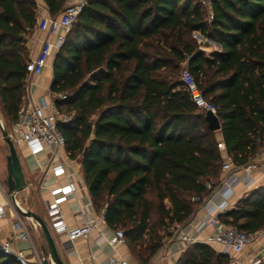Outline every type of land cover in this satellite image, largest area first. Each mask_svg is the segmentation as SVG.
I'll return each instance as SVG.
<instances>
[{
	"label": "trees",
	"instance_id": "16d2710c",
	"mask_svg": "<svg viewBox=\"0 0 264 264\" xmlns=\"http://www.w3.org/2000/svg\"><path fill=\"white\" fill-rule=\"evenodd\" d=\"M51 16L68 0H43ZM208 10L211 18H208ZM35 0H0V103L12 123L27 86L25 35ZM217 42L205 56L192 33ZM186 64L213 103L219 130L180 80ZM50 91L71 159L79 158L95 210L147 261L221 182L217 132L241 167L264 150V0H87L54 55ZM198 197V200H193ZM217 217L243 232L264 228V186ZM0 264H19L0 252ZM177 264H229L194 242ZM264 264V261L261 263Z\"/></svg>",
	"mask_w": 264,
	"mask_h": 264
},
{
	"label": "crops",
	"instance_id": "0c3cea01",
	"mask_svg": "<svg viewBox=\"0 0 264 264\" xmlns=\"http://www.w3.org/2000/svg\"><path fill=\"white\" fill-rule=\"evenodd\" d=\"M35 1L37 4L36 24L34 28L25 35L28 60L35 57L42 41L48 37L45 30L39 29V21L44 17H55L49 14L43 0ZM68 2H70V0H68L67 3ZM194 32L201 36L198 31ZM51 38L53 37H50V39ZM207 41L214 45L211 49H207L206 53L204 52L205 56H210L211 53L219 51L220 46L217 42L211 39H207ZM204 49L203 47V51ZM55 53V50L51 52L47 57L43 70L40 74L32 78V84L29 85V92L33 99L37 101L50 91L52 63ZM217 138L219 140L221 155L225 160L227 156L219 132H217ZM2 142H4L3 139ZM2 154L5 161V147H3ZM17 154H19L18 157L21 168L27 179V186L24 188L29 194L27 198V208L36 212L47 224L63 264H108L111 255L126 258L128 264H177L179 257L191 244L181 239L183 234L192 237L194 239L192 243H207L217 252H221V247L218 244L207 241L208 237L212 234V227L207 223L198 227L202 222L207 221L211 215V213L201 206L198 207L185 224L170 229L172 231L171 235L163 239L161 247L147 261H142L135 257L125 242L117 243L114 246L109 245L107 238L113 234L115 229L109 227L105 221L97 223L88 236L78 237L74 239L73 243L70 245L65 244L64 236L53 230V224L50 221L45 207L46 202L61 195V187L63 185L68 181L73 182L75 185V190L73 192H67L58 201L64 221L69 228L81 225L84 221V217H94L100 212L95 210L91 202L80 161H77L76 158H69L65 150L62 149L59 154L61 171H54L49 164L52 156L47 148L44 149V151L33 154L25 144L21 143L18 147ZM253 162L256 163L257 167L251 170L248 176L240 169L235 170L232 172L233 174L229 176L226 172L221 173V190L229 187L232 189V192L226 199L223 198L220 192L211 193L209 199L215 206H219L226 200V210H228L233 206L235 201L246 195L248 191L264 186V150L256 156ZM224 178L227 179L225 182ZM0 185L6 192L5 181L4 184L0 181ZM18 192L14 194V198L15 201L21 205L17 197ZM0 206L4 210V214L0 217V241L10 239L11 248L13 250H22L24 255L31 260H37L38 258L42 259L45 256L46 244L39 227L30 217L19 212L14 207L7 193L5 195L0 193ZM212 213L218 215L220 212L215 208ZM17 219L21 220L23 227L27 230V239L13 237V233L20 230H14L13 228V222ZM262 245H264V228L257 239L249 242L244 247L241 257L245 259L252 258Z\"/></svg>",
	"mask_w": 264,
	"mask_h": 264
},
{
	"label": "built area",
	"instance_id": "2783aa9c",
	"mask_svg": "<svg viewBox=\"0 0 264 264\" xmlns=\"http://www.w3.org/2000/svg\"><path fill=\"white\" fill-rule=\"evenodd\" d=\"M199 2L206 8L209 5V0H199ZM86 3L87 0H70L57 16L44 17L39 21V29L45 30L48 37L42 41L35 57L28 60V86H26L25 93L19 104L16 120L11 125L12 132H8L14 144H25L33 154H37L47 148L52 156L49 164L54 171H61L59 154L60 150L64 147V136L59 130V124L68 123L71 120L72 115L69 112L59 110L56 107L55 100H65V94L49 91L37 101L33 99L29 92V85L32 84L31 79L41 73L45 67L47 57L51 52L53 50L56 51L60 47L65 34ZM208 18H211L209 10ZM50 37L53 38L50 39ZM180 80L191 95V98L197 107L204 111L210 110L215 113V106L202 95L196 85L194 76L186 64H183L180 69ZM256 167L257 165L253 161L242 165L241 167H237L233 165L231 160L227 157L221 164V171L226 172L229 176L232 175V172L235 170L240 169L246 176H248L251 170ZM226 180L227 179L224 178V182ZM206 186L211 189V193L220 192L224 199H226L232 192V189L229 187L221 190V182L217 186H213L211 182H207ZM74 190V183L68 181L61 187L60 196L54 197L51 201L45 203L48 216L53 224V230L56 233L62 234L64 236L65 244L69 245L78 237L88 236L97 223L104 222V209H101L94 217H84V221L81 225L74 228H69L67 226L60 211L58 201L64 196V194L67 192H73ZM0 193L2 195L6 194L5 189L1 185ZM209 196L202 199L200 206L211 213V215L207 221L202 222L198 226L200 227L204 223H207L212 227V234L208 237L207 241L216 243L221 247V253L227 255L229 264H261L264 261V245L260 247L258 252L252 258H242L241 253L249 242L257 239V237L263 232V229L256 232H243L238 230L235 226L224 223L216 214L212 213V211L217 208L220 213L224 212L227 208L226 200H224L219 206H215L210 201ZM192 199L198 200V197H193ZM3 214L4 210L0 206V217ZM13 228L14 230L20 229L13 233V237L18 239L28 238L27 230L23 227L21 220L17 219L14 221ZM181 239L188 244L194 241L192 237H189L186 234H183ZM107 242L111 246L124 242L123 231L121 229H115L113 234L107 238ZM0 252L12 257L19 264H42V261L39 258L37 260H31L24 255L22 250H13L11 248L10 239L0 241ZM108 264H128V262L124 257L111 255Z\"/></svg>",
	"mask_w": 264,
	"mask_h": 264
},
{
	"label": "water",
	"instance_id": "95a60500",
	"mask_svg": "<svg viewBox=\"0 0 264 264\" xmlns=\"http://www.w3.org/2000/svg\"><path fill=\"white\" fill-rule=\"evenodd\" d=\"M205 119L207 121V126L211 130H219L220 122L216 114L210 110H205ZM0 133L3 141L7 145L8 153L5 157V185L6 193L10 196V199L14 207L21 213L30 217L35 224L39 227L41 234L44 238L46 244L45 256L41 259L42 264H63L59 253L57 251L55 242L51 236V233L47 227V224L41 216L30 208L24 209L19 205L14 198V194L27 186V179L22 171L20 160L16 151L15 144L11 139L5 124L0 117Z\"/></svg>",
	"mask_w": 264,
	"mask_h": 264
},
{
	"label": "rangeland",
	"instance_id": "374dc122",
	"mask_svg": "<svg viewBox=\"0 0 264 264\" xmlns=\"http://www.w3.org/2000/svg\"><path fill=\"white\" fill-rule=\"evenodd\" d=\"M203 6V5H202ZM192 35L201 43H207L206 46H202L204 47V52L206 53V50L207 49H211L213 47V43L207 41V38H205L203 35L199 36L196 32H193ZM203 36V38H202ZM58 49L55 51L57 52ZM32 81V79H31ZM0 113H1V117H2V121L3 123L5 124V127L7 128V131L8 132H12L11 131V122L9 121L8 117L5 115L4 111L2 110V105L0 103ZM0 141L2 142V138H1V133H0ZM0 142V181L4 184V181H5V176H6V169H5V161L3 159V147H5V154L8 153V150H7V145L6 143ZM20 144H15V147H16V150H17V153H18V147H19ZM20 154V153H19ZM18 154V155H19ZM76 160L78 161L79 158H76ZM29 194L27 193L26 189H22L18 192V195L17 197L19 198V203L21 204V206L24 208V209H28V205H27V198H28Z\"/></svg>",
	"mask_w": 264,
	"mask_h": 264
}]
</instances>
